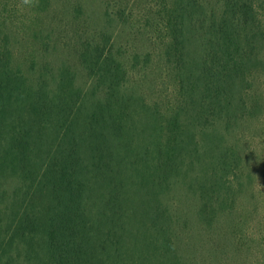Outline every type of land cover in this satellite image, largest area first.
<instances>
[{
	"label": "trees",
	"instance_id": "1",
	"mask_svg": "<svg viewBox=\"0 0 264 264\" xmlns=\"http://www.w3.org/2000/svg\"><path fill=\"white\" fill-rule=\"evenodd\" d=\"M152 1L154 39L182 93L143 123L109 38L74 49L92 82L84 92L68 67L54 89L30 83L13 68L3 35L0 188L19 184L10 201L0 197V264H15L20 247L32 264H125L126 252L146 249L156 261L131 264H183L160 195L187 165L203 166L193 180L199 219L210 226L232 210L243 158L225 134L261 108L247 94L264 65V0ZM50 3L35 7L45 12ZM192 45L199 55L188 56ZM130 224L139 225L137 244L126 237Z\"/></svg>",
	"mask_w": 264,
	"mask_h": 264
},
{
	"label": "rangeland",
	"instance_id": "2",
	"mask_svg": "<svg viewBox=\"0 0 264 264\" xmlns=\"http://www.w3.org/2000/svg\"><path fill=\"white\" fill-rule=\"evenodd\" d=\"M36 1L0 0V42L4 34L8 36L12 66L30 83L46 81L54 89L60 69L68 67L75 72L76 85L88 91L92 82L74 49L109 38L108 47L111 45L116 60L127 71L124 95L136 102L137 111L144 108L143 114H134V120H152L155 106L165 114L177 104L182 92L176 70L161 58V46L154 39L152 0H51L45 12L35 7ZM199 50L194 45L188 56L199 55ZM251 85L247 98L259 102L258 116L238 120L227 134L223 123L217 125L226 143L235 146L243 158L238 180H232V210L219 214L210 226L199 219L201 202L194 195L193 180L202 174V165L183 166L160 195L161 204L171 214V236L183 264H264V65ZM18 184L14 179L5 182L0 197L7 194L10 201ZM126 237L137 244L139 225L127 226ZM23 250L20 247L15 264H32L24 258ZM152 253L151 249L126 252L124 263L156 261Z\"/></svg>",
	"mask_w": 264,
	"mask_h": 264
}]
</instances>
